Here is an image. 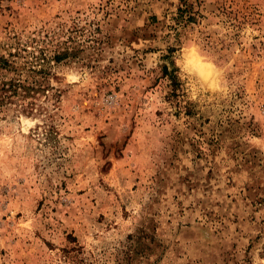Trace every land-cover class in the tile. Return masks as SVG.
I'll list each match as a JSON object with an SVG mask.
<instances>
[{"label": "rangeland", "instance_id": "1", "mask_svg": "<svg viewBox=\"0 0 264 264\" xmlns=\"http://www.w3.org/2000/svg\"><path fill=\"white\" fill-rule=\"evenodd\" d=\"M0 54V264H264V0H0Z\"/></svg>", "mask_w": 264, "mask_h": 264}, {"label": "trees", "instance_id": "2", "mask_svg": "<svg viewBox=\"0 0 264 264\" xmlns=\"http://www.w3.org/2000/svg\"><path fill=\"white\" fill-rule=\"evenodd\" d=\"M8 55L11 56L12 54L9 52ZM54 59L59 60V56H54ZM8 69L13 70L12 62L7 57L0 54V71ZM163 69V74H167V67L163 66ZM25 82L26 81L20 80V78H4V72H0V106L9 103L14 96H25L29 94V92L32 91L34 87H32L30 84H26ZM35 90L36 89L33 91ZM21 91L23 93H21Z\"/></svg>", "mask_w": 264, "mask_h": 264}]
</instances>
